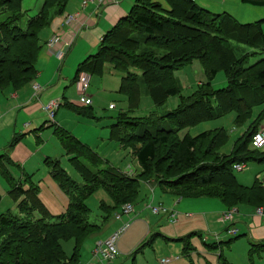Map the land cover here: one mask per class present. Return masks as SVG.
Returning <instances> with one entry per match:
<instances>
[{"label":"trees","instance_id":"1","mask_svg":"<svg viewBox=\"0 0 264 264\" xmlns=\"http://www.w3.org/2000/svg\"><path fill=\"white\" fill-rule=\"evenodd\" d=\"M22 1L0 0L4 15L0 20L2 92L22 87L34 78L35 62L43 47L39 32L56 17L63 16L68 3V0H43L39 11L24 20L26 27H20L13 21L19 18ZM164 1L166 5L155 0H136L127 15L102 36L97 51L77 70V74L87 70L98 74L109 62L122 74L119 91L126 96L131 111L137 108L140 90L145 86L146 94L156 106L166 103L171 96H179L175 108L160 114L117 115L111 137L133 150L139 173L129 176L104 164L95 152L57 127L55 134L82 183L70 176L58 159L44 160L50 176L68 197L65 210L54 215L39 198L38 186L31 181L23 184L11 181L8 195L14 201L22 197L18 207L27 220L12 217L9 211L0 213V264L75 263L81 243L99 228L89 221L90 208L85 202L99 189L110 198V203L100 202L105 212L103 219L121 204L137 200L145 182L181 198L214 197L229 208L264 207V178L260 179L257 173L252 183L246 185L236 178L234 168L235 164H264V147L252 145V135L264 117V57L250 63L249 58L257 51L238 52L234 45L245 44L264 52V18L240 23L229 13H213L195 0ZM241 1L264 6V0ZM139 46L145 49L137 52ZM193 60L201 63L205 80L199 81L189 94L182 95L183 86L174 71ZM219 71H223L227 85L214 89L211 82ZM157 87L162 89L164 102L149 93ZM255 107L259 111L253 117ZM229 112L235 113V124L247 122L229 153L220 152L229 137L223 127L196 135L181 133L187 127ZM205 143L207 147L201 151L199 146ZM47 217H56L57 222H48ZM70 239L74 246L68 257L61 242Z\"/></svg>","mask_w":264,"mask_h":264},{"label":"crops","instance_id":"2","mask_svg":"<svg viewBox=\"0 0 264 264\" xmlns=\"http://www.w3.org/2000/svg\"><path fill=\"white\" fill-rule=\"evenodd\" d=\"M203 2V4L206 5L208 1L203 0ZM68 3L67 6L71 4ZM134 3L133 1L126 0H100V2H88L83 6L82 0H76V4H71L68 9L66 8L64 13V15L68 14L72 16V19L69 22H66L63 18L64 15L56 17L50 24V29H46L47 31L42 32L43 47L41 48L35 62L37 72L34 78L22 87L9 89L4 92L0 91V177L6 182L5 184L8 188L6 190L7 193L10 189V183L8 180L10 182L12 181L22 184L25 181H31L38 186V196L52 214L55 215L64 211V209L60 212L54 211L56 207V199L58 198V189L54 192L52 189L48 190V197H43L42 195V186L45 182L44 178L47 173L50 175V169L48 168V172L47 170L41 172L40 166L45 164V157L43 158L44 154H49V156L51 154L46 145L40 144L42 137L46 136L47 140H50V135L53 133L52 135L59 140L55 134L56 132L52 130V127L55 129L57 127L62 128L66 132L69 131L65 123L68 120L67 116L70 114L69 110L75 111L76 107L81 109L83 108V105H87L78 100L79 92L76 89L77 87H75V81L78 75L77 70L81 64L80 61H82L83 58V61L86 62V59L89 58L87 56L90 54L88 53V48H85L87 38L83 35L88 33L91 34V31L96 29L98 19H100L102 15H104L105 20L110 26L107 30L109 31L127 15ZM53 34H57L60 39L54 46L56 52L52 53V51L47 49L45 41ZM79 37H81L82 40H79ZM73 65L76 66V68L74 69L75 71L71 78V67ZM104 69L105 65L100 74ZM33 83H37L39 87H41L38 92L34 91L32 87ZM72 85L75 87V96L68 95V90ZM52 100L60 101V103L55 111L52 121L47 122L48 117L45 111H43L42 106ZM127 103L126 109L119 113L129 112L131 115V105L128 101ZM77 104L79 106H76ZM61 106H64L67 109L61 110ZM112 109H115V105ZM166 111H169V109H165L163 112ZM58 116L59 120H57ZM116 117L110 124V139H114L111 137V127L115 123ZM49 131H51V133H49ZM3 133L5 134V137L2 135ZM114 140H116L117 143H120L124 148L127 147L118 139ZM38 158H41V161H39ZM33 160H36L35 163ZM26 167H36L37 169L28 170ZM128 167H130V165ZM130 170H132V168H130ZM120 171L123 172L127 170L124 169L123 171ZM132 171H136V174H138L140 167ZM35 175H37V177L33 178ZM1 183L3 182L0 180V186H2ZM144 184L146 192H150V200L145 203L148 198L146 196V198H141L139 201L134 200L132 202L135 216L133 223L140 221L145 224L147 230H149L148 233L151 235L149 236V239L143 242L146 235L145 227L142 229L143 224H139L138 231L134 230L130 233L129 236L132 238L129 240V243L126 244L121 242V250L133 260H130V264H136L138 253L141 252L144 254V250L140 249L143 244L152 246L155 237L163 236L159 231L163 221L177 224V227H179V233L175 231L176 236H178L177 239H173L172 237L166 238L173 241H179L178 245L180 247V252L177 255H172V253L167 255L170 256V261L164 264H264V216L257 214L255 212L256 208L245 205H237L229 208L223 201L214 197L201 196L181 198L166 191H162L159 187L153 185V183L149 184L148 182H145ZM21 199L22 197H20L19 201ZM19 201H15L16 207L18 206ZM67 202L68 197L65 195V207ZM152 206H163L167 208L168 211L154 213L152 211ZM148 207H150L151 210ZM176 207L179 208L181 212H188L185 214L183 213L184 216H182L181 222L178 218L180 212ZM228 209L234 211L231 223V226L237 229V233L234 235L225 234L226 226L220 217L221 213ZM117 210L118 209L112 212V220L108 221V219H104L107 223L105 224L102 222L101 224H97L99 226L98 230L88 237L95 240L91 247L90 259L92 264L99 262L98 259L93 256V249L96 244L108 237L121 225L122 221L114 218V213ZM169 211L175 213L176 219L174 221H170L168 217ZM34 217H39V215H34ZM103 224L104 227L101 230ZM172 231L173 230L168 234L174 236ZM182 234H188L187 236L198 234L204 245L207 246V251L205 248H202L198 251V254L194 253L192 247L189 246L192 244V236L183 240L182 237H179ZM130 245L134 246L132 250L128 251ZM194 251L196 252V250ZM151 253L154 259L156 256L155 252L152 251ZM179 254L182 255L181 258L179 257ZM120 255L123 254L118 251L116 257L111 261V264H114ZM161 259L159 264H161ZM77 263L80 264L79 258L77 262L72 264ZM142 264H152L151 259L149 261L146 259L145 263Z\"/></svg>","mask_w":264,"mask_h":264},{"label":"rangeland","instance_id":"3","mask_svg":"<svg viewBox=\"0 0 264 264\" xmlns=\"http://www.w3.org/2000/svg\"><path fill=\"white\" fill-rule=\"evenodd\" d=\"M42 1L43 0H23L21 7H20V11H19V18H14L16 21L14 20L13 24L18 25L20 27H26V22L24 23V20L39 11V7L42 4ZM126 1H133L134 3L136 0H126ZM155 1H159L163 5H166L164 0H155ZM205 1H208L206 5L203 4L204 3L203 0H197L196 2L206 7L213 13H220V12L225 11L229 13L231 16H233V18L237 22H240V23L253 22V21L264 18V6L263 7L253 6L247 3H243L241 0H205ZM68 2H69L68 4L70 3L73 5L76 4V0H68ZM69 6H67L66 8L68 9ZM3 19H4V15L0 11V20H3ZM50 27L51 26H48L45 29H43L41 32H39L40 36L39 34L38 36L41 37L42 32L47 31L46 29H50ZM109 27L110 26L108 22L105 20L104 15H102V17L98 19L96 29L94 31L92 30L93 33L91 31V34L88 33V34L83 35L84 37L87 38V43H85V48H88V53H90L88 54L87 57H91L97 51V48L99 44L101 43V37L107 33L106 31L109 29ZM262 27L264 29V22L262 23ZM29 32H30V29L27 32V34H29ZM79 40H82L81 37H79ZM234 45H236V49H239L238 52H241V51L250 52L253 50L257 51L255 55L249 58L250 63H254L258 61V59L264 57V52L261 53V51L255 50L252 47H248L245 44L234 43ZM144 49H145L144 46H139L137 52H140L141 50H144ZM19 54L20 53H18V55ZM157 54H161V51H157ZM82 61H83V58H82ZM82 61L80 62L83 63L84 61L83 62ZM72 67H71V78L74 74V71H75L74 69L76 68V66L73 65ZM85 72H87V74L89 75V83H88V88L86 89L85 95L90 98L91 102L90 104L83 105V108L81 109H78L76 107L75 111L69 110L70 114L69 116H67L68 120L65 123L70 132L69 131L67 132H69L68 133L69 136H73L74 138L79 140L82 144L87 146V148H89L91 151L95 152L103 160L104 164L107 163L122 171L126 169L127 171H123L124 174L129 175V176H135L136 171L133 172L132 170L134 169L136 170L137 168H139V165H138V162L136 160L133 150L129 147L124 148L122 145H120V143H117L116 140L109 138L110 124L115 120V117L119 114L120 111L126 109L127 104H128L127 98L125 97V95L119 91L122 74L115 71L109 62L105 63V69L101 74L92 73V72H89V70ZM174 73H175V76L179 79L181 85L183 86V89L181 92L182 95L189 94L192 90L196 88V85L199 81L205 80L204 69L201 63L197 60H193L191 63L181 67L179 70L174 71ZM211 85H212V88L214 89L222 88L227 85V80L225 78L223 71H219L216 74L215 78L211 82ZM75 87L72 85V87L69 88L68 95L75 96ZM147 90L148 89L146 88V86L142 87V89L140 90L141 96L139 99L138 107L132 111L131 115L145 116V115H149L152 112L160 114L165 109L170 110L171 108H174L180 100L179 96L175 95V96L169 97L167 102L165 103L162 98L161 87H157L156 89L153 88V90L152 89L149 90L150 91L149 93L154 94V96L156 97V99H158V101L164 102L161 104L160 107H156L152 103V99L149 97V95L146 94ZM110 103L115 105V109L109 108ZM76 106H79V105L77 104ZM60 109L65 110L67 108L64 106H61ZM258 111H259V108L255 107L253 111V117L258 113ZM234 117H235V113L229 112L225 114L223 117L208 120V121H203L197 125L187 127L185 130L181 131V133L187 131L191 135H196L205 130L213 129L216 127H223L229 133V137L227 141L225 142V144L220 148V152L229 153L230 150L232 149V145L234 141L242 135V132L247 126V122H245L243 125L235 124ZM57 120H59V116ZM261 126H264V117L260 121L258 128H260ZM52 130L55 131V128L52 127ZM49 133H51V131H49ZM52 134L50 135L51 137L50 140H47L46 136L42 137V141L40 144L46 145L47 148L49 149L48 150L49 153H51L50 156L49 154H44L43 158L45 157V160L47 158L59 159L61 167L65 169L70 176H73L76 180L82 183L80 176L76 173V171L73 170L72 166L69 164V161H68L69 155L66 154L64 147L62 148V146L60 145V141L57 140V138L53 136ZM2 135L5 137L4 133ZM205 147H207V143L201 144L199 146L201 151L204 150ZM38 159L39 161H41V158H38ZM35 161L36 160H33L34 163ZM84 163L86 164V166L88 165V163H86L85 161ZM167 164L168 163H166V165ZM129 165L130 167H128ZM40 167H41L40 169L41 172H43L44 170H47L48 172V166L46 163L42 164ZM26 168L28 170L35 169V168H29V167H26ZM130 168H132V170H130ZM168 174L174 175L175 173L168 172ZM255 174H257L260 179L264 178V164L254 163V162L247 163V165H245L242 170H235L236 178L241 183L246 184V185H249L252 183ZM35 177H37V175H35L33 178ZM44 179H45V182H44V185L42 186L43 197L49 196L48 190L52 189L54 192L56 191V189H58L59 190L58 196H57L58 198L56 199V207L54 211L60 212L63 209L65 210L64 196L66 194L62 192V189L59 187L58 183L54 181V179L48 173L46 174V177ZM0 180L3 182L1 183L2 186H0L1 187L0 194L2 196V200L0 203V213H5L6 211H9V213L12 214V217H16L18 219L22 218L23 220H27L25 218V214L20 211V207L18 206L16 207L15 201L10 197V195H8L6 191L8 189L5 184L6 182L3 179H1V177H0ZM8 182L11 184L9 180ZM145 192H146L145 184H142L140 186V195L137 201L141 200V198L143 197L146 198L147 196L148 198L145 203L149 202L150 200L149 191H147L146 194ZM101 201L110 203L109 196L102 189H99L98 191L90 195L85 201L90 208V213H89L88 218L91 223H95V224H101L102 222L105 224L107 223V221L105 222V220L103 219L105 212L100 208ZM65 202H66V199H65ZM148 208L151 210L150 207ZM177 210L180 212L178 218L181 222L182 216H184V214L188 212L187 211L181 212L179 208H177ZM228 210H231V209H228ZM112 217H113V214L111 213L110 216H108L107 218L108 221L112 220ZM47 221L57 222V218L47 217ZM223 222L225 223V226H226L225 234H228L227 229L234 228L231 226L232 221H223ZM139 224H143V223H141L140 221H136L134 223L132 222V225L120 236L118 243H117V248H118V251L121 252L123 255H120V257L117 258L114 264H130V262L133 261L130 259L131 257L129 258L127 255L124 254L120 246H121V242L126 243V244L129 243V240L132 238L129 236L130 233L133 232L134 230L138 231ZM103 227H104V224L101 227V230L103 229ZM144 227H145L146 235H145V239L143 242L149 239V236L151 235L148 233L149 230H147V226L145 224L142 225V229ZM159 229L158 230L160 231V233H162L163 236L155 237V240L152 246L143 244V246L140 247L141 250H144L143 251L144 254H142L141 252L137 254L136 264L145 263L146 259H148V261L151 259L152 264H159L160 259L163 257L164 258L161 259V264H164L166 262L168 263L170 261L169 259L170 256H167V255H170V253H172V255H177L180 252V247L178 245L179 241H173L169 238H166V237H172L173 239L178 238V236H176V232L179 233L178 231L179 227H177V224H172L168 221L167 222L163 221L162 226ZM171 230H173L172 233L174 234V236L168 234ZM187 235L182 234L179 237H182V239L184 240L192 236L191 242L193 245L190 244L189 246L192 247V251L194 253L198 254V251H200L202 248L206 249L207 246L204 245L203 241L201 240L198 234L189 235V236ZM0 241H1V238H0ZM94 242H95L94 239L87 238L81 243L80 251H79L80 264H86V263L91 262V259H90L91 247L93 246ZM61 244L63 245V249H64L66 256L70 257L72 254L74 241L70 239L67 241H62ZM133 246L134 245H130L128 251L132 250ZM194 250H196V252ZM152 251H154L156 255L154 259L152 257V253H151ZM179 257L181 258L182 255L179 254ZM166 259H167L166 262H162V260H166ZM96 263L111 264V262L109 263L105 261L95 262L94 264Z\"/></svg>","mask_w":264,"mask_h":264},{"label":"built area","instance_id":"4","mask_svg":"<svg viewBox=\"0 0 264 264\" xmlns=\"http://www.w3.org/2000/svg\"><path fill=\"white\" fill-rule=\"evenodd\" d=\"M97 1L100 2V0H82V5L84 6L88 2ZM72 19L71 15H67L66 22H69ZM60 37L56 34H53L48 40L46 41V47L49 51L56 52L54 50V46L57 42H59ZM76 87L79 92L78 100L84 104H90L91 100L88 96L85 95L86 89L88 88L89 83V75L85 71H80L76 77ZM32 87L35 92H38L39 85L37 83H33ZM60 101L52 100L50 102H47L42 106L43 111L47 114L48 121L51 122L55 111L59 105ZM109 108H114V104H110ZM252 145L255 148H262L264 147V126H261L256 130V132L252 135ZM243 164H235L234 168L236 170L243 169ZM152 211L154 213L158 212H166L168 211L167 208L162 206H152ZM233 210H228L223 212L220 217L223 221H232L233 219ZM255 212L259 215L264 216V207L258 206L255 209ZM169 219L170 221H174L176 219L175 213L169 211ZM114 218L117 220H121V225L112 232L108 237H106L103 241H99L95 249L93 250V256L97 258L101 262H111L116 255L118 254V248L117 243L120 238V236L129 228L131 223L135 220L134 216V207L131 202H125L121 204V206L118 208V210L114 213ZM237 232L236 228H228L227 233L228 234H235ZM166 260H162V262H166ZM65 264H72L66 262ZM86 264H91L86 263Z\"/></svg>","mask_w":264,"mask_h":264},{"label":"bare ground","instance_id":"5","mask_svg":"<svg viewBox=\"0 0 264 264\" xmlns=\"http://www.w3.org/2000/svg\"><path fill=\"white\" fill-rule=\"evenodd\" d=\"M41 88V87H40ZM35 97V96H34ZM40 99V98H39ZM36 101V100H35Z\"/></svg>","mask_w":264,"mask_h":264}]
</instances>
